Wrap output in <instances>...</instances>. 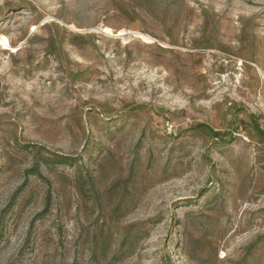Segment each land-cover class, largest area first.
Returning a JSON list of instances; mask_svg holds the SVG:
<instances>
[{
    "label": "rangeland",
    "instance_id": "rangeland-1",
    "mask_svg": "<svg viewBox=\"0 0 264 264\" xmlns=\"http://www.w3.org/2000/svg\"><path fill=\"white\" fill-rule=\"evenodd\" d=\"M0 264H264V0H0Z\"/></svg>",
    "mask_w": 264,
    "mask_h": 264
},
{
    "label": "bare ground",
    "instance_id": "bare-ground-1",
    "mask_svg": "<svg viewBox=\"0 0 264 264\" xmlns=\"http://www.w3.org/2000/svg\"><path fill=\"white\" fill-rule=\"evenodd\" d=\"M1 40H2L3 44L9 46V42H8V39H7L6 37H2ZM5 48H7V47H5ZM7 49H8V48H7Z\"/></svg>",
    "mask_w": 264,
    "mask_h": 264
},
{
    "label": "trees",
    "instance_id": "trees-1",
    "mask_svg": "<svg viewBox=\"0 0 264 264\" xmlns=\"http://www.w3.org/2000/svg\"><path fill=\"white\" fill-rule=\"evenodd\" d=\"M66 160H68V158H65Z\"/></svg>",
    "mask_w": 264,
    "mask_h": 264
}]
</instances>
